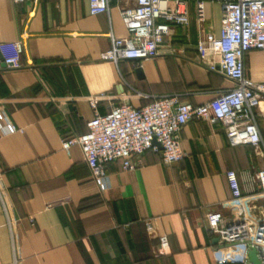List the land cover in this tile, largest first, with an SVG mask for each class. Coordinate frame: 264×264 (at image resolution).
Returning a JSON list of instances; mask_svg holds the SVG:
<instances>
[{
    "label": "crops",
    "instance_id": "0c3cea01",
    "mask_svg": "<svg viewBox=\"0 0 264 264\" xmlns=\"http://www.w3.org/2000/svg\"><path fill=\"white\" fill-rule=\"evenodd\" d=\"M117 3L91 15L88 0H0V41L23 43L21 67H6L0 56V111L23 129L4 133L0 121V264H216L205 214L231 219L227 169L237 174L247 219L264 217L254 179L264 168V103L255 110L258 148L230 146L218 122L192 118L178 132L179 162L164 164L152 150L132 170L114 160L101 187L80 147L62 148V137L84 133L94 117L92 95H104L95 109L103 115L165 95L198 105L232 86L207 69L214 56L199 59L195 50L199 33L218 34L215 3L205 1L199 24L188 2L187 25L171 26L155 57L113 63L100 55L109 33L126 35ZM243 66L248 78L264 81L259 50H248ZM161 235L166 254L157 251Z\"/></svg>",
    "mask_w": 264,
    "mask_h": 264
},
{
    "label": "built area",
    "instance_id": "2783aa9c",
    "mask_svg": "<svg viewBox=\"0 0 264 264\" xmlns=\"http://www.w3.org/2000/svg\"><path fill=\"white\" fill-rule=\"evenodd\" d=\"M22 3L28 0H12ZM117 6L126 29L125 36L109 33L110 45L100 55L101 59L118 63L122 60L141 61L155 57L163 38L171 26L188 23V2H192L197 23L205 18L204 3L207 0H117ZM220 8L218 34L202 31L195 41L198 58L208 55L216 59L207 69L221 74L232 86L208 101L192 105L179 101L176 96L155 98L142 107L128 104L112 106L103 115L96 106L103 94L92 95L89 104L94 117L86 123L80 135L61 138L65 151L77 145L90 170L94 182L103 186L106 164L119 160L124 170H132L139 164V157L148 150L158 152L164 164L179 162L184 153L178 140V132L190 119H210L218 122L230 146L249 145L258 148L260 136L256 125V108L264 103V81H255L244 73L243 58L248 50H259L264 59V0H215ZM111 0H88L91 15L109 10ZM22 41H0V56L8 68L22 66ZM264 114V113H263ZM4 133L23 132L6 120L0 111ZM224 177L235 202V209L228 222L219 211L205 214V231L216 237L213 249L216 264L237 259L250 264L247 251L255 249L259 264H264V217L249 221L245 214L237 174L232 169ZM254 179L264 191V168L254 173ZM149 228L151 224L146 223ZM157 251L169 252L167 239L158 237Z\"/></svg>",
    "mask_w": 264,
    "mask_h": 264
},
{
    "label": "water",
    "instance_id": "95a60500",
    "mask_svg": "<svg viewBox=\"0 0 264 264\" xmlns=\"http://www.w3.org/2000/svg\"><path fill=\"white\" fill-rule=\"evenodd\" d=\"M247 258H248V261H249L251 264H259V261L257 260L256 255H255V249L250 248V249L247 251Z\"/></svg>",
    "mask_w": 264,
    "mask_h": 264
},
{
    "label": "rangeland",
    "instance_id": "374dc122",
    "mask_svg": "<svg viewBox=\"0 0 264 264\" xmlns=\"http://www.w3.org/2000/svg\"><path fill=\"white\" fill-rule=\"evenodd\" d=\"M207 1L213 2V3H215V5H216L217 7H219V6H218V3H217L215 0H207ZM218 9H219V8H218ZM216 12H219V10H217V8H216Z\"/></svg>",
    "mask_w": 264,
    "mask_h": 264
}]
</instances>
